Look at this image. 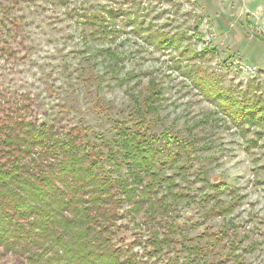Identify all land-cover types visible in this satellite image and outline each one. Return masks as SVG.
I'll use <instances>...</instances> for the list:
<instances>
[{
	"label": "trees",
	"instance_id": "1",
	"mask_svg": "<svg viewBox=\"0 0 264 264\" xmlns=\"http://www.w3.org/2000/svg\"><path fill=\"white\" fill-rule=\"evenodd\" d=\"M48 1L65 7L82 39H115L130 28L147 46L170 53L175 61L183 57L190 64L182 73L214 104L204 120L214 124L221 121L220 115L226 119L222 125L229 123L241 137L252 130L253 136H264V85L251 81L243 89L222 86L220 75L196 64L213 52H193L184 45L191 37L185 30L157 26L141 2L109 0L113 6H105L98 0ZM164 1L176 8L174 0ZM171 12L174 18L176 12ZM198 20L185 29L198 31ZM109 59L112 66L105 72L116 79L122 59L115 53ZM130 98L125 117L102 114L110 124L107 136L84 126L82 118L72 125L56 117L39 120L30 114L28 99L10 107L0 93V264H148L164 257L168 264L244 263L241 241L227 221L193 237L174 219L176 207L194 198L186 192L189 176L202 183L199 190H212L200 198L204 203L226 187L207 180L203 166H194L195 153L202 150L192 133L196 125L186 128L189 138L171 128L157 132L161 98L156 87L148 85ZM98 101L94 108L104 113L109 106ZM204 120L198 121L201 127ZM252 142L245 141V149L256 145ZM238 200H215L203 216L221 217ZM124 229L130 240L120 236Z\"/></svg>",
	"mask_w": 264,
	"mask_h": 264
},
{
	"label": "rangeland",
	"instance_id": "2",
	"mask_svg": "<svg viewBox=\"0 0 264 264\" xmlns=\"http://www.w3.org/2000/svg\"><path fill=\"white\" fill-rule=\"evenodd\" d=\"M98 1L113 6L109 0ZM138 2L157 26L170 32L185 30L191 37L184 45L193 52H213L196 64L208 74L220 75L222 86L243 89L251 81L264 85V0H174L175 9L164 0H128ZM171 11L176 12L174 18ZM65 12V7L48 0H0V48L6 52L0 55V93L10 107L28 99L30 114L39 120L56 117L63 125H72L82 118L94 132H107L110 124L104 114L125 117L132 106L130 96L155 86L161 98L155 130L171 128L189 138L186 128L196 125L191 129L202 150L195 153L194 166L197 170L203 166L207 180L226 185L216 199L204 203L200 198L212 190H199L202 183L189 176L186 192L194 202L186 199L178 205L175 221L193 237L205 227L216 230L227 221L241 241L243 264H264V136L255 137L252 130L241 137L229 123L222 125L226 119L220 115L221 121L214 124L204 120L214 104L182 73L190 64L183 57L175 61L170 53L147 46L130 28L115 39L99 35L82 39L80 27L69 22ZM195 19L201 25L193 33L185 28L194 26ZM112 53L122 59L116 79L105 72L112 66ZM96 99L109 106L104 113L95 110ZM199 120L206 122L205 127ZM245 141L256 145L245 149ZM234 196L239 200L231 211L204 218L203 212L215 200L227 204ZM120 236L131 239L125 229ZM166 258L148 264H168Z\"/></svg>",
	"mask_w": 264,
	"mask_h": 264
}]
</instances>
